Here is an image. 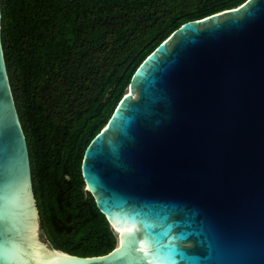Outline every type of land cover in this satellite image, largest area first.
Returning a JSON list of instances; mask_svg holds the SVG:
<instances>
[{"label":"water","instance_id":"obj_1","mask_svg":"<svg viewBox=\"0 0 264 264\" xmlns=\"http://www.w3.org/2000/svg\"><path fill=\"white\" fill-rule=\"evenodd\" d=\"M1 29L0 7V264H264V0L185 23L137 69L83 160L118 236L93 258L40 228Z\"/></svg>","mask_w":264,"mask_h":264},{"label":"trees","instance_id":"obj_2","mask_svg":"<svg viewBox=\"0 0 264 264\" xmlns=\"http://www.w3.org/2000/svg\"><path fill=\"white\" fill-rule=\"evenodd\" d=\"M248 0H0L2 45L29 147L40 228L56 251L113 252L82 174L141 64L187 22Z\"/></svg>","mask_w":264,"mask_h":264},{"label":"bare ground","instance_id":"obj_3","mask_svg":"<svg viewBox=\"0 0 264 264\" xmlns=\"http://www.w3.org/2000/svg\"><path fill=\"white\" fill-rule=\"evenodd\" d=\"M112 224H113V223H112ZM113 226H115V225L113 224ZM115 228H116V227H115ZM116 230H117L118 233L121 234V231H120V230H118L117 228H116ZM121 246H122V243L120 242V244H119V246H118V250L121 249Z\"/></svg>","mask_w":264,"mask_h":264}]
</instances>
